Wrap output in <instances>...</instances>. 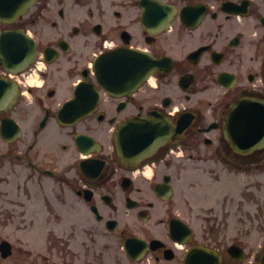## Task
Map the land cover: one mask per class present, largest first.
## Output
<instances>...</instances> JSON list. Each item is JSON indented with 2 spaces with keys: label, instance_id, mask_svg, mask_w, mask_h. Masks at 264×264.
<instances>
[{
  "label": "flooded vegetation",
  "instance_id": "af4514ba",
  "mask_svg": "<svg viewBox=\"0 0 264 264\" xmlns=\"http://www.w3.org/2000/svg\"><path fill=\"white\" fill-rule=\"evenodd\" d=\"M4 1L0 36L7 33L8 41L0 46H37L38 52L17 73L0 58V76L18 84L6 91L17 99L0 108V142L9 155L18 147L30 167L44 165L60 194L69 189L76 215L70 233L48 231L44 250H18L12 242V254L0 252V264H262L264 244L227 243L219 222L174 201L175 168L183 169L174 159L264 163V147L235 150L223 126L232 103L264 100V0ZM114 47L148 52V62L159 60L160 67L120 95L107 93L94 61ZM137 62L127 83L138 77ZM73 99L69 111L82 115L61 121L60 109ZM151 118L167 125L170 139L149 157L124 160L119 126ZM13 121L21 134L9 141L2 125L12 129ZM50 212L51 221L60 216Z\"/></svg>",
  "mask_w": 264,
  "mask_h": 264
},
{
  "label": "rangeland",
  "instance_id": "374dc122",
  "mask_svg": "<svg viewBox=\"0 0 264 264\" xmlns=\"http://www.w3.org/2000/svg\"><path fill=\"white\" fill-rule=\"evenodd\" d=\"M0 151L5 152L0 157V236L10 238L18 250H44L52 227L65 234L73 229V194L69 189L60 194L57 178L41 171L44 165L30 167L16 151L9 155L1 142ZM174 160L183 163L179 172L175 168V202L186 212H206L219 222L227 243L264 244V163L237 170L218 160ZM50 209L60 216L51 221ZM76 234L83 237L80 227Z\"/></svg>",
  "mask_w": 264,
  "mask_h": 264
},
{
  "label": "water",
  "instance_id": "95a60500",
  "mask_svg": "<svg viewBox=\"0 0 264 264\" xmlns=\"http://www.w3.org/2000/svg\"><path fill=\"white\" fill-rule=\"evenodd\" d=\"M23 46H0V55L4 58L11 56L13 51H19ZM22 53L27 52L26 58H19L18 66L23 67L27 62L32 59L35 46H27L24 48ZM12 57V56H11ZM137 52L122 54L121 49H114L103 53L96 62V71L98 79L101 84L106 86L110 91L112 83L120 84V79L114 80L116 75H122L125 71L133 67V65L139 60ZM6 67H9V62H3ZM149 66H146V69ZM0 80V93L3 91L5 83ZM14 86V84H13ZM120 89L121 86H120ZM7 100L0 94V104H4ZM72 106V102L69 101L61 109V116H67L69 113V107ZM226 135L230 142L235 145L240 144L242 147H259L264 144V101L262 100H251L242 101L231 105L225 121ZM3 134L9 133V130L3 127ZM18 127L14 131H17ZM159 129L149 124V121L139 120L132 123L128 127L121 129L119 135L122 139L126 133V140L124 145L127 147L136 146L137 151L142 149L147 150L148 148H156L161 141L157 138ZM154 143V145H150ZM123 153V151L121 152ZM8 241H3L0 245L1 249L4 250V255L10 253L8 250Z\"/></svg>",
  "mask_w": 264,
  "mask_h": 264
}]
</instances>
